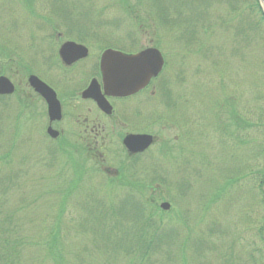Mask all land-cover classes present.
<instances>
[{"label": "rangeland", "instance_id": "1", "mask_svg": "<svg viewBox=\"0 0 264 264\" xmlns=\"http://www.w3.org/2000/svg\"><path fill=\"white\" fill-rule=\"evenodd\" d=\"M150 4L151 0H0V73L28 93L22 66L33 59L27 50L29 37L52 25L59 30L97 33L104 39L98 40L101 46L125 52L132 50L133 43L138 49L157 44L166 62L163 77L168 78L172 93L166 104L152 99L147 129L159 145L172 148L164 156L168 164L160 159V151L156 153L159 145L150 152V158L160 162L154 167L155 174L164 175L162 166L168 165L167 178H149L157 190V205L170 204V210L161 214V226L181 225V215L189 213V233L185 230L189 235L179 231V240L188 241H183L185 260H179L180 264H222L231 259L238 264L259 245L251 228L257 226L254 213L261 208L257 199L251 200L248 186L255 182L253 178L262 177H256L255 171L264 170V154L255 151L257 141L264 146V28L259 24V30L248 38L246 29L242 34L240 30L247 23H258L257 17L252 15L248 21L244 3H238L234 15L219 6L211 15L217 22L210 28L212 34L198 30L193 43L187 44L181 39L183 33L158 22L155 8H146ZM71 5L78 13H70ZM223 20H229V30L221 27ZM32 68L31 73L49 79L40 65ZM13 102L5 110L0 105V180L7 192L0 196V211L22 242V264H54L52 260L58 257L49 259L45 245L51 233L59 243L58 256L66 264H95L102 259L96 252L101 246L99 222L95 225L94 218L88 219L87 215L95 213H84L78 203L103 201L107 205L124 197V190L88 168L90 178L78 181L64 203L61 192L72 179L64 178V161L51 167L47 152L37 145L42 139L37 131L31 126L17 130L20 124L10 109H15ZM12 138L17 149L7 146ZM182 146L188 165L175 166ZM112 153L106 152V162ZM190 153L197 158L187 160ZM141 164L145 161L136 165V173L144 168ZM28 165L35 168L28 169ZM247 166L253 171L251 177ZM21 170L27 172L24 178ZM235 178L237 182H228ZM252 188L255 194L257 189ZM199 240L203 245L193 246Z\"/></svg>", "mask_w": 264, "mask_h": 264}, {"label": "flooded vegetation", "instance_id": "2", "mask_svg": "<svg viewBox=\"0 0 264 264\" xmlns=\"http://www.w3.org/2000/svg\"><path fill=\"white\" fill-rule=\"evenodd\" d=\"M100 39L104 40L97 33L91 31L59 30V27L54 25L48 31H40L38 36L29 37L27 50L31 52L33 59L28 66L23 68V70L30 68L26 75V88L29 92L17 89L15 84L10 81L14 87L13 94L0 95V105L5 110L9 108L6 105L10 103L11 99L16 100V104L13 102L15 109H10L16 112L14 118L20 124L17 130H20L22 126H31V130L33 128L37 131L42 138L37 145L47 152V163H50L52 167L58 165L59 160L64 161L62 164L64 178L79 176L80 178H90L88 172L91 171L88 168L102 178H167L168 165L167 167L162 166L164 175L160 172L161 177L155 174L154 167L160 162L151 159L150 152L154 146L159 144L157 137L147 131L152 120V99H159L160 103L166 104L170 101L169 98L172 94L168 88L170 85L168 78L163 77L166 66L165 58L161 54L163 58L161 72L155 78L150 79L142 89L126 97L105 96L100 71L102 53L107 49H112L124 54L136 55L149 47L138 49L133 43L131 44L132 50L125 52L116 47L101 46L98 41ZM66 42L81 45L86 49V55L66 65L59 56V49ZM38 65L44 68L49 75L48 80L30 72L32 67ZM31 74L38 77L55 93L59 104L58 119L56 117L50 119L46 103L28 85L27 78ZM0 75L3 74L0 73ZM91 85H93L94 91L98 90L104 96L111 108L110 112H103L92 99L82 96ZM87 112L90 116L86 114ZM35 121L38 124H35ZM178 125L182 127V124ZM48 130L55 132V137H52ZM128 135H150L153 138V144L141 153L130 154L122 143ZM164 145H159L156 153L160 151V159L163 158L162 160L168 164L167 152H170L172 148H169L170 146L167 144ZM7 146L17 149L15 139ZM183 151L182 146L176 154L178 160L175 159V166L180 164L181 167L185 162ZM106 152L108 155L113 152L114 155L112 159L108 158L107 162ZM166 155L167 157H164ZM170 157L172 159L171 155ZM188 157L187 160L192 161L197 158L193 153H190ZM113 160L115 162L112 164ZM152 160L154 161L153 165ZM141 161H145L144 165L141 164L144 168L141 172L136 173L135 167ZM108 162L112 166L108 165ZM34 168V165H28V169ZM21 172L22 178H24L23 173L27 172L22 170ZM177 175L180 174L177 173Z\"/></svg>", "mask_w": 264, "mask_h": 264}, {"label": "trees", "instance_id": "3", "mask_svg": "<svg viewBox=\"0 0 264 264\" xmlns=\"http://www.w3.org/2000/svg\"><path fill=\"white\" fill-rule=\"evenodd\" d=\"M123 1L125 0H121V2ZM151 2L150 7L146 8H155L156 12L154 16L158 22L166 26L167 29L175 28L176 31L183 33L181 39L187 44L193 43L192 40L196 39L193 34H196L198 30L204 35L212 34L210 28L213 25L215 26L217 22L211 19V15L213 12H217L215 8L219 9V6L224 11L226 9L227 14L234 15L238 11V3H244L248 14V21H250L252 15L257 17L258 23L253 25L247 23L246 27L240 30L242 34L246 29L248 38L253 34V31L259 30L257 27L259 24L264 28V14L258 0H151ZM73 8V5H71L70 13H78ZM80 13L83 15L82 12ZM228 21L223 20L220 24L221 27L229 30L230 26L228 25ZM156 46L157 44L154 45V47ZM25 70L28 72V69L25 68ZM248 128H252L249 123ZM8 141L12 143L14 139L12 138ZM248 141L251 142L250 137ZM256 143V153L261 154L263 152L264 154V146L258 141ZM261 146H263L262 149L260 148ZM5 156H10V153L5 154ZM184 165H188L187 161L184 162ZM248 168L247 174L251 177L253 171L250 167ZM255 172L256 177L261 175L262 177L253 178L255 182L249 184L248 190H251V194L249 191L248 194L253 202L257 199V206L261 208L260 213H254L257 226L251 228V231H255L259 245L248 253V258L243 254L245 258L239 259L240 263L238 264H264V170L262 172L259 170ZM81 179L72 178L68 180L67 187L61 192V196L65 199L64 203L67 200L65 195L70 193L71 188L75 187L78 181L81 183ZM108 180L110 182L114 181L117 189L121 188L124 190V197L116 202L111 200L107 205H103V201L99 203L97 201L78 203V206L84 210V213H95V215H87L88 219L94 218V223L99 222L100 227H97V231H100L101 246L99 248L96 247V252L102 259L95 260V264H180L181 262L179 260L184 261L185 248L183 241L185 243L188 241H180L179 235L181 233L186 237L189 235V213L185 212L181 215V225L178 224V226L173 225L165 228L161 226L160 218L161 214L167 212H162L157 205V197H155L157 190L151 179L108 178ZM230 180L228 179L229 183H234L237 182L238 178ZM3 183L4 181L0 180V187L3 186ZM251 186L257 189L255 194H253V188ZM5 193L7 192L4 188H0V196L4 197ZM1 204L2 202H0V206ZM127 222H129V225ZM11 225L10 219L5 217L0 211V264L23 263L20 259L21 251L19 249L21 247L19 245H22V242L20 243L16 239V231L10 228ZM185 230H188V233ZM93 233L95 232L93 231ZM200 242V240L196 241L193 243V246L197 245L196 247L199 248L203 245ZM45 245L48 249L49 259L58 257L52 260L54 264H66L58 256L57 251L59 249L57 246L59 243L55 233L48 234ZM224 262L222 264H237L234 262V259H231L230 263L227 261ZM75 263L81 264L80 262Z\"/></svg>", "mask_w": 264, "mask_h": 264}, {"label": "water", "instance_id": "4", "mask_svg": "<svg viewBox=\"0 0 264 264\" xmlns=\"http://www.w3.org/2000/svg\"><path fill=\"white\" fill-rule=\"evenodd\" d=\"M264 14V0H258ZM86 55V49L72 42L64 43L59 49L61 60L69 65ZM163 59L155 48H148L136 55H125L119 51L108 49L103 52L100 60V71L104 95L110 97H126L142 89L150 79L155 78L161 71ZM28 85L41 96L47 105L50 119H58L59 104L55 93L41 82L36 76L30 75ZM14 87L11 82L0 76V95L13 94ZM92 99L103 112H110L111 108L99 91H94L91 85L82 95ZM55 137L56 133L48 130ZM123 146L130 154L145 151L152 143L153 138L148 135H128L123 139ZM162 211H168L170 205L162 202L159 205Z\"/></svg>", "mask_w": 264, "mask_h": 264}]
</instances>
